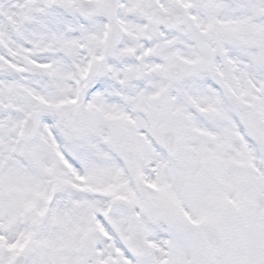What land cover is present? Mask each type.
Instances as JSON below:
<instances>
[{
    "label": "snow or ice",
    "instance_id": "6c2138e0",
    "mask_svg": "<svg viewBox=\"0 0 264 264\" xmlns=\"http://www.w3.org/2000/svg\"><path fill=\"white\" fill-rule=\"evenodd\" d=\"M0 264H264V0H0Z\"/></svg>",
    "mask_w": 264,
    "mask_h": 264
}]
</instances>
